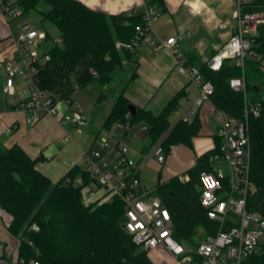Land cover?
<instances>
[{"label":"trees","instance_id":"trees-1","mask_svg":"<svg viewBox=\"0 0 264 264\" xmlns=\"http://www.w3.org/2000/svg\"><path fill=\"white\" fill-rule=\"evenodd\" d=\"M27 16L38 11L44 21L51 22L63 39V46L50 50L51 60L40 72V86L67 103L73 102L77 90L97 82L107 87L113 73L136 53L118 48L117 43L131 44L138 28L145 27L144 14L107 15L93 11L77 0H16ZM45 4V10H39ZM245 12H264V0H252ZM257 40L264 48V25L259 27ZM205 82L214 87L211 101L218 111L241 119L244 114V93L234 91L230 80L241 77L242 71L229 60L219 71L205 64L199 68ZM245 81L253 102L264 94V75L258 62L245 63ZM103 96H101L102 98ZM100 98V99H101ZM183 93L175 96L158 116L137 109L132 124L144 122L149 127L152 147L168 131L163 141L165 155L177 145L192 147L200 133L197 116L191 123H177L170 130V118L179 107ZM130 102L122 93L104 123L110 129L124 123ZM251 137V181L254 192L248 198V208L264 218V104L261 114L249 119ZM217 147L200 156L185 174L187 181L174 177L158 181L154 195L168 208L174 225L173 237L194 250L200 230L206 236L215 235L219 225L210 220L201 206L203 172L212 170L211 158ZM37 159L31 158L20 146L0 149V209L9 216V231L20 239L17 264H154L146 251L140 250L125 230V206L120 197L110 201L84 203V188L94 182L90 173L74 166L64 178L53 183L37 169ZM82 184H77V179ZM36 226L37 230H32ZM7 264H11L8 262ZM242 264H264V243Z\"/></svg>","mask_w":264,"mask_h":264},{"label":"built area","instance_id":"built-area-1","mask_svg":"<svg viewBox=\"0 0 264 264\" xmlns=\"http://www.w3.org/2000/svg\"><path fill=\"white\" fill-rule=\"evenodd\" d=\"M142 1L145 4L146 26L138 28V35L131 44L117 43L118 48L137 53L147 41L152 23L158 19L159 13L150 0ZM235 1L233 33L208 61L213 71H219L227 60L242 71L241 77L230 80V86L234 91L244 93L245 104L241 119L219 111L217 137L220 144L211 158L213 168L200 176L201 206L207 211L208 218L219 225L218 232L199 241L194 250L187 249L173 237L174 225L168 208L153 191L141 186L137 174L151 159L160 165L165 163L163 141L169 131L138 161L130 157V148L121 139L111 142L103 135L97 139L100 149L84 155L85 169L94 179L92 184L84 188L86 196L94 200L93 203H104L114 196L120 197L125 206L124 227L134 244L142 251L160 249L169 253L172 264H242L258 250L264 238V218L248 208V198L254 192L250 177L249 119L251 116H260L264 94L258 101L252 102L245 81V63L249 59L258 62L264 72V48L257 40L258 29L264 25V12H245L252 0ZM0 13L8 22L17 21L18 27L17 32L10 35L11 50L2 55L5 92L19 96L18 110L26 114L29 124L34 125L50 116L57 119L60 125H71L82 132L87 126L88 117L80 111L79 105L74 101L67 103L40 86V72L51 60L50 50L63 46L62 37L34 28L29 20L23 19L26 16L16 2L0 0ZM229 24L226 20L220 27L226 28ZM176 43L173 37L159 44L157 49L178 54ZM188 73L191 81L198 86L199 94L187 103L175 123L171 124L170 130L179 122H193L214 94L213 85L203 80L199 69L191 68ZM132 118L128 112L125 122L118 125L119 128L124 132L133 131ZM11 131L8 128L3 133L10 134ZM222 162L228 164L229 174L217 168ZM179 179L187 181L189 177L183 175ZM82 182V179H78L76 183ZM32 230L36 231L37 227L33 226ZM30 264L39 263L31 261Z\"/></svg>","mask_w":264,"mask_h":264},{"label":"crops","instance_id":"crops-1","mask_svg":"<svg viewBox=\"0 0 264 264\" xmlns=\"http://www.w3.org/2000/svg\"><path fill=\"white\" fill-rule=\"evenodd\" d=\"M77 1L93 11L107 15L145 14L142 0ZM150 3L156 8L159 17L152 23L147 41L140 46L134 59L124 61L122 67L113 73V80L107 87H102L97 82L90 84H94V87L96 85L92 91L99 94V98L106 96L109 104L102 106L92 119L86 115L89 122L82 132L71 125L62 126L57 119L50 116L42 118L34 125L29 124L26 114L18 110L19 96L5 92L2 55L11 50L10 35L16 33L18 27L17 21L8 22L0 13V149L20 146L31 158L38 160L37 169L53 183L60 182L74 166L85 168L84 155L100 149L97 141L100 135L106 136L111 142L121 139L130 148V157L134 160L138 161L148 154L151 149L149 136L141 147L136 144L139 135L135 125L138 123L133 124L134 129L131 132L121 130L118 126L120 123L108 130L104 129V123L118 97L124 93L130 104L137 109L158 116L175 96L183 93L179 107L173 114L178 117L187 103L199 94V88L191 81L188 70L199 69L208 64L228 41L233 33V14L236 9L235 0H150ZM226 20L230 24L221 28L220 24ZM173 37L177 41L178 54L157 49L159 44ZM198 117L201 129L199 135L193 139L191 148L185 145L174 146L170 155L166 156L164 164L160 165L151 159L138 172L137 177L144 189L154 192L158 181L164 183L174 177L186 175L200 156L217 147L219 111L211 100L204 104ZM214 119L218 122L215 126ZM139 123L147 125L144 122ZM8 128L12 129L11 133L4 134L3 131ZM143 128L146 130V127ZM175 149L180 152L181 164L184 166L181 173H175V163L172 160L167 165ZM153 162L157 165V170L154 169ZM164 169L166 177L163 179L161 172ZM93 202L94 200L84 199L85 204ZM10 220L0 209V264H17L20 239L10 233ZM165 253L173 261L172 256Z\"/></svg>","mask_w":264,"mask_h":264},{"label":"rangeland","instance_id":"rangeland-1","mask_svg":"<svg viewBox=\"0 0 264 264\" xmlns=\"http://www.w3.org/2000/svg\"><path fill=\"white\" fill-rule=\"evenodd\" d=\"M43 6H46V5L45 4L41 5L39 7V10L41 11L45 10ZM23 19L29 20L32 23V26L36 29L49 31L55 37L60 36L58 30L54 27V25L49 21H44L38 11H32L30 14H28ZM263 75H264V72H263ZM93 88H96V85L95 87H94V84L88 85L87 87L83 89L77 90L73 95V101L76 104L80 105L79 109L82 112H84L85 115L89 117V119H92L96 114H98L99 111L102 109L101 108L102 106L106 107L109 104L107 97L103 96L102 99H100L99 94L92 91ZM249 98L251 99V94H249ZM99 102H100V105H99ZM176 120H177V117L175 114L170 119L171 124L175 123ZM217 123H218L217 120L214 119L213 126H215V124ZM143 127H146V130H142ZM135 129L139 135V139L137 140L136 144L137 146L141 147L142 144H144V140L148 137L149 127L143 123H138L137 125H135ZM186 150H189V149L187 148ZM171 160L175 163L174 165V168H175L174 171H176L175 173L177 172L181 173L184 169L183 168L184 166L182 167L181 156H180V152L178 151V149L177 150L175 149V152L171 154L167 162V165L169 162H171ZM152 165L154 166V169L157 170V165L154 162L152 163ZM217 168L223 170L225 174H229V166L227 163L222 162L219 165H217ZM161 176L163 179L166 177L165 169L162 170ZM155 177H158V175L155 174ZM83 194L85 195V199L89 201L90 199L87 198L86 191L83 192ZM204 238H205V231L201 229L197 242L199 243V241H201ZM261 243H264V238L262 239ZM182 245H184V247H186L187 249L192 250V248L187 246L185 243L184 244L182 243ZM147 253H148L149 258L154 262V264H172L170 257L164 251L160 249L157 251H149Z\"/></svg>","mask_w":264,"mask_h":264},{"label":"water","instance_id":"water-1","mask_svg":"<svg viewBox=\"0 0 264 264\" xmlns=\"http://www.w3.org/2000/svg\"><path fill=\"white\" fill-rule=\"evenodd\" d=\"M128 110H129V112L131 113L132 117L135 118L136 115H137V108H136V106L130 104V105L128 106Z\"/></svg>","mask_w":264,"mask_h":264}]
</instances>
